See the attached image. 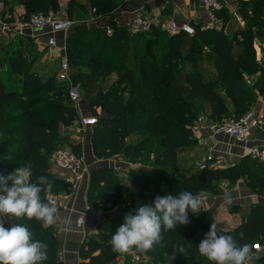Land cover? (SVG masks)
<instances>
[{
  "label": "trees",
  "instance_id": "trees-1",
  "mask_svg": "<svg viewBox=\"0 0 264 264\" xmlns=\"http://www.w3.org/2000/svg\"><path fill=\"white\" fill-rule=\"evenodd\" d=\"M123 2L67 0L60 15L74 25H86L67 31L63 51L68 74L84 92L90 116L95 118L89 135L92 155L97 159L121 156L133 165L126 168V180L112 167L100 165L90 170L86 202L106 216H100L96 232L79 245L78 264H114L121 254L112 250V235L126 215L151 204L157 196L180 191L196 196L216 194L222 184L233 185L238 180L264 196V158L245 154L234 164L213 167L207 155L199 156L193 133L200 114L211 122L236 118L253 107L257 95L264 98V61L255 59L253 49L255 38L264 43V0H237L239 21L222 4L215 13L217 25L200 30L199 22H192V35L166 32L161 27L163 19L146 29L101 22ZM13 5H20L22 12L14 16ZM59 10L58 0H0L5 23L14 22V17L25 23L32 14ZM3 34L0 32V175L30 162L32 182L46 176L52 184L49 191L66 194L71 187L50 171L51 155L63 143L74 153L81 151L78 142H64L66 138L60 134L61 127L77 119L79 109L69 100L64 82L56 77L62 58L56 59L55 67L39 64L42 56L31 48V37ZM256 74L250 84L245 81ZM129 135L135 140L126 141ZM46 191L40 194L42 202ZM116 206H122L124 213H111ZM226 209L239 213L240 219L231 228L216 229L218 235L233 236L238 245H249L251 252L253 244H264L261 200L247 206L227 204ZM188 220L174 229L162 227L163 242L144 252L147 261L138 264H169L173 254L171 264H213L199 254L197 246L213 222L212 211L201 207L199 214L189 212ZM12 223L24 225L34 241L48 245V259L41 264H62L52 226L26 218H13ZM181 246L186 254L178 252ZM255 264H264V254Z\"/></svg>",
  "mask_w": 264,
  "mask_h": 264
},
{
  "label": "clouds",
  "instance_id": "clouds-1",
  "mask_svg": "<svg viewBox=\"0 0 264 264\" xmlns=\"http://www.w3.org/2000/svg\"><path fill=\"white\" fill-rule=\"evenodd\" d=\"M31 178L30 162L7 176L0 175V264H41L48 259V245L34 241L27 227L20 223L4 227L5 217L35 219L44 226H52L59 219L58 209L41 199V192L52 187L49 179L40 176L32 182ZM201 205L199 196L188 191L157 196L151 204L139 206L124 217L123 224L111 237L112 250L120 254L133 248L141 253L152 250L163 242L162 227L168 230L174 229L177 223L186 225L189 212L199 214ZM197 246L199 254L213 264H248L251 253L249 245H238L233 236L218 235L214 224ZM178 252L186 254L182 246ZM175 257L173 254L169 264Z\"/></svg>",
  "mask_w": 264,
  "mask_h": 264
},
{
  "label": "crops",
  "instance_id": "crops-1",
  "mask_svg": "<svg viewBox=\"0 0 264 264\" xmlns=\"http://www.w3.org/2000/svg\"><path fill=\"white\" fill-rule=\"evenodd\" d=\"M66 1L67 0H58L60 10L53 15L58 16L63 13ZM220 1L228 11H235L237 0ZM15 8L17 10V14L22 12V7L20 5H16ZM205 13V9L198 3L197 0H161L159 4L155 3V0H124L123 4L116 11L103 18L101 22L114 21L117 25L129 26L131 25L130 21L133 17L141 16L151 22L152 25L159 24L160 20L164 18L165 20L170 18L176 22L188 21L191 23H198L204 19ZM30 36L33 38V41H37L38 36ZM64 36L65 34L60 31L55 33L56 41H60L61 39V45L64 44ZM262 46L264 48V43L261 44V47ZM261 57L255 53V59L257 61H264V55ZM43 60L44 57H40L37 62L41 64V61ZM80 106L81 107L78 109L79 115L82 113L81 111L83 108V105ZM252 108L259 117V125L249 130L246 139L243 142L236 141L235 139L220 133H216L208 137V133L206 134L203 131H196L193 128V133L196 136L197 143L199 145V156L204 157L207 155L210 159V165L213 167H224L238 162L243 155L249 154L248 150L251 146L256 145L264 147V98L257 95ZM78 121L80 122V118L76 122ZM64 130L67 133L69 132L67 128ZM69 136L71 139H74V142L79 141L76 134ZM84 142V149L86 148V152L91 154L89 138ZM85 161L87 164L89 163L86 158ZM100 165L112 167L116 170L123 167V165H120L117 159L114 158L111 159L110 163L102 162L101 164H97L96 167ZM50 171L61 177L62 172L56 168L54 164L51 165ZM11 172H13V170H9V174ZM83 182L81 185L79 184L78 186L73 187L70 192L66 194H59L58 197V201L63 203L65 208H57L59 219L56 224L52 225V227L54 235L59 242L58 257L62 264L79 263V257L77 255L78 247L88 234L96 232L95 227L100 220L101 213H99V215H95L91 212L92 210L86 202L85 182ZM222 185V189L225 188V191H223L224 193L221 192L220 194L214 195L202 192L199 195V198L202 201L201 206L204 209L212 211V224L216 225V229L231 228L235 226L240 219L239 213L229 212L226 209L227 204L247 206L259 200H261L264 204V196L261 197L251 192L242 180H238L233 185ZM222 193L223 195H221ZM110 212H113V214L117 213L116 210ZM82 214L83 223L81 225H77L76 218ZM5 225L7 228L11 227L13 225L12 220L5 217ZM261 252L264 254V244L260 246V250L252 251L250 253L248 263L255 264L256 255L260 256ZM114 264L119 263L116 261Z\"/></svg>",
  "mask_w": 264,
  "mask_h": 264
},
{
  "label": "built area",
  "instance_id": "built-area-1",
  "mask_svg": "<svg viewBox=\"0 0 264 264\" xmlns=\"http://www.w3.org/2000/svg\"><path fill=\"white\" fill-rule=\"evenodd\" d=\"M198 3L205 9V17L199 22V29L205 30L212 28L217 25L216 11L220 10L222 3L220 0H197ZM131 25L140 29H146L151 22L146 18L141 16H135L131 19ZM157 24V23H154ZM73 21L67 18H58L53 14L42 15V14H32L28 21L23 23L20 22L17 26L22 28L23 26H29L32 30H42L43 37L47 46H53L56 43L55 33L60 31L66 34L68 30L73 26ZM11 23H5L0 18V32H6L11 29L9 27ZM161 27L164 28L168 33H176L182 31L187 35H192L194 32V26L191 22L182 21L176 22L173 19H167L162 24ZM56 77L58 81L64 82L66 85L67 96L72 102L73 106L77 107L79 99L81 98L80 92L77 87L73 84L70 75L68 74L67 64L65 59L62 57L61 62L58 66ZM95 122V118L92 116H82L80 117V124L82 126H91ZM259 125V117L254 109L250 108L244 114L236 118H223L216 122H211L205 116L200 115L197 117L194 123V129L196 131H203L208 137L213 134L220 133L225 134L236 141L243 142L251 128L257 127ZM251 157L257 159L264 158V147L263 146H251L248 150ZM207 158H209L207 156ZM51 162L56 168H58L62 174V179L65 183L73 187L78 186L81 181L88 177V169L85 161L84 154L74 153L71 149L65 147H57L51 155ZM199 168H203L200 164ZM119 170V169H117ZM59 195L54 193L45 192L43 195V201L49 203L56 208H65L63 203L58 201ZM83 223V214L77 216L76 224L81 225ZM254 249H258V244H253ZM132 264L136 263L135 255L131 257Z\"/></svg>",
  "mask_w": 264,
  "mask_h": 264
},
{
  "label": "rangeland",
  "instance_id": "rangeland-1",
  "mask_svg": "<svg viewBox=\"0 0 264 264\" xmlns=\"http://www.w3.org/2000/svg\"><path fill=\"white\" fill-rule=\"evenodd\" d=\"M81 1H84V0H81ZM15 6L16 5H13V7H12V13H13L14 16L17 14L16 13L17 10H16ZM236 7H237V2H236ZM236 7H235V11H232V12L230 11V12H231V14L233 16L236 17V20L239 21V16L237 15V12H236ZM4 13L7 14L6 9H4ZM5 17H7V16H3L2 17L1 14H0L1 20H2V18H5ZM55 17L61 18L62 16L58 15V16H55ZM164 20H165V18L162 20V22ZM19 23L20 22L17 21L15 19V17H14V22H12L11 23V26L9 27V29H11V30L6 31V32H1V33L2 34L4 33L3 35H8L9 33H24V34L28 35L29 38L31 37L30 35H32L34 37L38 36L37 41L36 40H34V41L32 40L30 42V45H31V48H33L37 52V54H40L42 57H44V60L41 61V64L42 63H45L46 65L49 64V66L55 67V65L58 63L56 61L57 58H62V57L65 58L64 51H63V45H61L62 44L61 39H60V41L57 40L56 43L53 46H51V47L50 46H47L46 43H45L44 37H43V31L42 30H32L29 26H23L22 28H20V27L17 26ZM31 39H33V38L31 37ZM253 44H254V48H253L254 49V52L257 53L259 57H261L262 55H264V48H263V46L261 47L262 42H261L260 37L259 38H255ZM27 48H29V46ZM255 77H257V74L254 75V76H252V78L247 79L245 81H249L248 84H250V82L252 80H254ZM113 78H114V76L112 75V76L109 77V79H107L106 82L105 81L104 82L101 81V82L104 85L105 84L107 85V83L110 82ZM100 85H102V84H100ZM76 87L78 88V86H76ZM78 90H79V92L81 94V98L79 99V102H78V106L77 107L80 108L81 107L80 105H83L82 106L83 108H82V111H81L82 113L80 115L77 112V120H79V118L81 116H83V115L84 116H89L90 115V111L88 109V106H87V103H86V100H85V94L79 88H78ZM250 108H252V106ZM95 110L97 112H99V108L98 107H95ZM200 115H203V114H200ZM77 120H74L73 123L70 126L61 127L60 128V134L64 138H66V141H64V142H67L68 141V143L69 142H71V143L74 142V139L73 138L71 139L69 135H73V134H76L77 135V137L79 139L78 144L80 146V151L84 154V157L89 162L88 164L86 162L87 169H88V173L91 170L90 168L93 169L94 167H96L97 164H101L102 162L110 163L111 162V159L114 158V159H117V161H118V163L120 165H123V167H121V169H119V171L122 172V177H123V179L126 180L129 177L127 175V172H126V168L128 166H133V165L130 164V163H127V161L122 160L121 156H114V157H110L109 159H97V158H94L93 157L92 152H91V154H89L88 152H86V150H85L86 148L84 149L83 144H85L84 141H87V139L89 138L91 126H82L79 121L76 122ZM66 128L69 130L68 133L64 130ZM134 140H135V136L134 135H129L126 138V141H134ZM61 146L62 147H65V148H70L69 145H67V143H63V144H61ZM8 174H9V171H7L6 173L4 172V174L1 173L2 176H6ZM83 181L85 182V191H86L87 190V187H88V177L85 178V179H83L81 181L80 185L82 184ZM10 184H11V182L9 181V185ZM223 191H225V188H223L219 193H216L214 195L220 194ZM47 192L54 193V192L49 191V190H47ZM223 193L221 195H223ZM91 210H92L91 212H93L95 215L96 214L99 215L98 209H97V211H95L94 209H91ZM113 210H118V212L124 213L122 206L112 207L110 211H113ZM260 246L261 245L259 244V248L258 249H254L253 248V250L254 251L260 250ZM261 254H263V252H261L260 255ZM132 255H135V257H136V263H137V261H138V263H142L144 261H147V255L145 253H141V252L140 253H136V251L134 249H131L128 253L121 254L117 258V261H118L119 264H132L133 262H132V260L130 258ZM258 258H259V255H256L255 260H257Z\"/></svg>",
  "mask_w": 264,
  "mask_h": 264
},
{
  "label": "water",
  "instance_id": "water-1",
  "mask_svg": "<svg viewBox=\"0 0 264 264\" xmlns=\"http://www.w3.org/2000/svg\"><path fill=\"white\" fill-rule=\"evenodd\" d=\"M84 27H86V25H85L84 23H82V24H77V25L72 26L71 30L74 31V30H76V29H80V28H84ZM101 215H102L103 217L106 216L105 213H102Z\"/></svg>",
  "mask_w": 264,
  "mask_h": 264
}]
</instances>
